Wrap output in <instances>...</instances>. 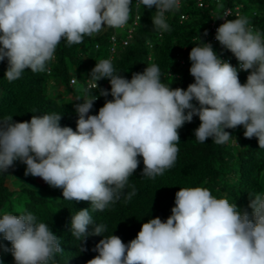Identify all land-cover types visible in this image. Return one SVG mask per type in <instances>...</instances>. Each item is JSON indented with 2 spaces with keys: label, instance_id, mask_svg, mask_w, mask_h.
Listing matches in <instances>:
<instances>
[{
  "label": "clouds",
  "instance_id": "obj_1",
  "mask_svg": "<svg viewBox=\"0 0 264 264\" xmlns=\"http://www.w3.org/2000/svg\"><path fill=\"white\" fill-rule=\"evenodd\" d=\"M131 4L0 0V61L8 63L4 78L13 82L25 70L46 71L62 41L72 46L104 28L125 27ZM139 5L155 7L153 28L164 33L171 30L166 14L178 11L181 0H138ZM215 39L233 54L238 67L201 41L189 53L194 83L186 90L162 83L154 63L129 80L110 59H101L90 72L84 98L77 99L82 102L75 105V131L62 127L57 113L33 115L24 122H14L12 116L0 120V172L19 160L27 166L25 175L61 188L64 200L90 201L91 209L76 211L71 218V233L80 240L106 231L92 212L122 198L128 202L136 194L129 181L140 164L138 157L143 158L142 177L155 179L174 166L178 130L194 116L200 120L194 136L201 143L212 138L223 145L233 138L225 129L242 125L245 138L256 137L264 149V34L253 30L246 16H238L226 19ZM241 70L249 72L243 84ZM101 79H108L111 88L99 89L98 95L112 99L105 100L98 114L89 115L98 98L90 89H98ZM249 197L251 213L206 187H182L166 222L149 219L128 244L119 236L103 235L94 249L98 255L87 264H264V191ZM89 225H94L91 233ZM0 234L11 244L10 249L0 248L11 252L15 264H58L56 256L64 252L49 224L31 212L4 213Z\"/></svg>",
  "mask_w": 264,
  "mask_h": 264
},
{
  "label": "trees",
  "instance_id": "obj_2",
  "mask_svg": "<svg viewBox=\"0 0 264 264\" xmlns=\"http://www.w3.org/2000/svg\"><path fill=\"white\" fill-rule=\"evenodd\" d=\"M204 1L209 4L206 8L200 7L198 0H181L178 11L166 14L171 30L161 33L153 28L155 7L138 6V0H132L130 19L125 27L104 28L93 37H84L81 44L67 46L66 41H62L46 71L33 73L30 69L25 70L21 78L13 82L4 78L7 60L0 61V120L12 116L14 122H24L30 121L33 115L57 113L61 114L60 125L75 131L76 111L71 104H66L59 95L51 92V78L62 79L66 87L75 93L76 85L82 78L83 88L88 89L90 72L96 61L101 59H110L116 72L129 80L133 73H142L154 63L159 66L162 83L186 90L189 84L194 83L189 72L191 61L187 58L188 51L205 41L211 33V22L218 20L227 7L239 6L242 16H246L254 26L253 30L264 34V0ZM183 14L188 18L182 19ZM129 30H132L131 38ZM205 31L208 33L206 36ZM113 36L117 40L115 47ZM213 49L220 58L230 59V63L238 67V61L230 51L220 44L214 45ZM183 58L186 59L185 64L181 63ZM73 77L77 79L72 84ZM239 78L244 83L243 71L239 72ZM97 83L98 89H90L98 98L89 115L98 114L105 100L112 99L110 95H98L99 89L110 92L109 80L101 79ZM199 124V117L194 116L191 123L186 122L178 130L177 159L163 175L155 179L142 177L143 158L138 157L140 164L129 181L136 191L132 199L125 202L122 198L102 212H92L95 223L106 226L103 235L119 236L128 244L149 219L159 217L166 222L175 206V193L182 187H206L217 198H226L239 209L251 213L249 195L264 191V149L259 148L256 137L245 138L242 125L225 129L233 138L223 145L215 144L212 138L201 143L194 136ZM26 167L17 160L7 172H0V218L8 212L15 215L25 211L33 213L39 221L49 224L53 233L61 239L64 252L56 256L58 264H87L98 255L94 249L104 236L87 235L77 240L70 228L72 215L81 209H91V202L64 200L61 188L49 186L40 177L25 175ZM126 191L131 192L132 187L126 188ZM93 227L88 226L89 233ZM0 244L11 248L2 234ZM11 259V252L0 248V264Z\"/></svg>",
  "mask_w": 264,
  "mask_h": 264
},
{
  "label": "built area",
  "instance_id": "obj_3",
  "mask_svg": "<svg viewBox=\"0 0 264 264\" xmlns=\"http://www.w3.org/2000/svg\"><path fill=\"white\" fill-rule=\"evenodd\" d=\"M216 1H220V0H216ZM198 5L200 7H204V8H206V7L209 6V4L207 2H205L204 0H198ZM238 16H242V14H241V8L239 6H236L234 8L227 7L223 11V13L221 14V16H220V18L218 20H214V21L211 22V33L206 36V39L203 42H205V43H211L213 46L214 45H218L219 42L215 39V34H216L217 28L222 23H224V21L226 19L227 20L236 19ZM187 18H188V15H186V14H183L182 15V19H187ZM135 24H137V22H135ZM250 26L252 28H254V26L252 24H250ZM129 31H130V33H129L128 36H129V38H131V32H132V30H129ZM112 39H113V42H114L113 45L115 47L117 45L116 37L113 36ZM125 43H126V41H125ZM197 45H199V44H197ZM194 46H196V45H194ZM185 49L187 50V47ZM190 51H191V49L188 51V56H187L188 59H189V53H190ZM221 59L224 60V61L230 62V59H227L225 57H222ZM185 61H186V59H184V58L181 59V63L182 64H185ZM241 71H243V70H241ZM243 72H244V83H246V79H247V76L249 75V72H246V71H243ZM239 80L241 82V79L240 78H239ZM71 82H72V84L75 83L76 82V79L75 78H72Z\"/></svg>",
  "mask_w": 264,
  "mask_h": 264
},
{
  "label": "rangeland",
  "instance_id": "obj_4",
  "mask_svg": "<svg viewBox=\"0 0 264 264\" xmlns=\"http://www.w3.org/2000/svg\"><path fill=\"white\" fill-rule=\"evenodd\" d=\"M83 83H84V80L82 78L79 79L76 85L77 92L75 93L74 90L71 91V89H68V87H66L65 81H63L62 79L56 78V77H52L50 81L49 89L51 90L52 93L59 95L60 98L64 102H66V104H69V105L71 104L73 108L75 109V105L82 102L77 99L79 98L82 100L85 96V89L83 88ZM263 178H264V175H263ZM263 182H264V179H263ZM3 264H15L14 258L9 261H6Z\"/></svg>",
  "mask_w": 264,
  "mask_h": 264
}]
</instances>
